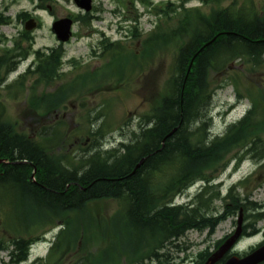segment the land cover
<instances>
[{
  "label": "trees",
  "instance_id": "16d2710c",
  "mask_svg": "<svg viewBox=\"0 0 264 264\" xmlns=\"http://www.w3.org/2000/svg\"><path fill=\"white\" fill-rule=\"evenodd\" d=\"M142 1L146 7L152 6V13L159 20L144 40H140V18L125 20L133 23L132 28H129L132 37L141 41L139 52L122 45L120 41L111 42L106 38L100 44L102 56H108L109 63L89 74L92 80H96L99 72L105 69L110 71L118 61L121 65L125 61V65L131 67L130 72L126 73L127 68L123 65H117L121 71L117 81L129 87L131 75H135L137 70L146 72L151 62L170 50L173 61L168 78L156 103L137 118V123L128 134L124 132V127H129L130 120L120 127V142L115 146L106 149L109 145L103 139L108 131L114 132L116 129L102 124L96 130H89L88 134L94 137L95 142L89 149L83 150L88 152L86 155L77 159L80 166L76 158L72 159L75 163L74 175L68 190L64 181L55 177V173L54 178H47V181H44L45 175H42V179L37 178V170L46 169L39 164L40 161L62 159L54 155L55 147L49 142L54 136L48 134L49 130L59 128L62 123L56 126L43 124L38 134L39 140L32 139L17 131L16 124L6 120L7 105L0 99V224L6 227L3 228L7 233L0 234V251L12 247L13 264L29 258L31 246L41 240L46 232L43 224L52 226L61 219L67 221V227L53 247L51 262L39 260L36 264H58L70 250H81L83 253L74 264H177L176 257L170 252L173 248L177 251L187 249L176 245L175 241L188 231H207L211 236L221 221L237 215L241 207L246 211L249 207L255 210L258 206L249 201L253 188L244 196L237 192L238 186L247 188L257 179L249 177L238 186H233L222 199L216 186H207L197 195L190 209L170 208L167 206L169 201L161 203L159 199L155 203L157 211L153 217L144 213L143 206L147 200L138 185L140 176H151L154 179V192L161 193V178L169 177L170 184L179 183V190L183 191L197 180H214L217 173L226 169L233 160L240 164L246 156L261 162L258 173L264 170V81L246 85L243 76L237 75L231 79L233 83L229 79L218 82L220 76L233 71L239 62L246 65L244 71L264 74V9L257 0H233L225 7L221 5L222 0H200L202 7H188L189 0L179 4L168 1L158 5L148 0ZM11 21L0 20V24H9ZM92 22L82 20L86 28H91ZM20 39L28 46L24 47L20 41H16L14 50L0 55V87L3 77L19 63L18 57H25L30 51L31 35L24 31ZM64 53L62 48L52 49L48 54L38 51L36 65L6 86L7 91L24 90L29 75L37 77L32 84L29 101L30 114L37 116L36 119L41 118V111L49 113L61 108L75 91L77 78L62 84L55 93L39 96L35 91L39 83H51L63 78ZM229 83L234 85L238 99H249L250 108L239 121L229 125L221 136L210 139L208 128L212 124V117L209 120L202 118L197 108L201 112L203 108L209 107L211 112L216 92ZM99 115L90 118L88 114L89 122L92 124L93 119L98 120ZM199 118L201 122L188 129V124ZM94 146L95 150H91ZM93 156L97 157L93 160L94 164L89 165L88 174L82 175V168ZM142 159H145L143 165L133 173ZM48 170L52 169L48 167ZM119 182L135 195L133 205L126 212L119 211L105 224L98 222L94 227L95 222L88 221L89 205L114 197ZM26 192L30 201H35L37 205L27 204L29 200L23 194ZM217 200L225 204L222 213H218L214 206ZM243 200L248 205L242 203ZM37 202L46 204L39 206ZM69 213H74L72 219ZM253 217L258 221L263 214ZM153 218L166 225V232L158 231L152 223ZM167 218L172 221L171 225ZM92 228L98 230L92 234ZM258 231L253 229L244 233L253 235ZM66 233L70 235V240H66ZM88 234L99 235V241H105L106 247L99 255L89 250ZM226 238L218 242L216 249ZM75 243H78L77 247ZM211 254L207 248L199 252L195 264H205ZM235 254L240 256L239 252ZM245 254L247 252L241 255ZM54 259L57 261L54 262ZM224 262L225 259L217 264Z\"/></svg>",
  "mask_w": 264,
  "mask_h": 264
},
{
  "label": "rangeland",
  "instance_id": "374dc122",
  "mask_svg": "<svg viewBox=\"0 0 264 264\" xmlns=\"http://www.w3.org/2000/svg\"><path fill=\"white\" fill-rule=\"evenodd\" d=\"M157 4H162L163 2H175L177 4L181 3L183 0H154ZM233 0H222L221 5L223 7L228 6ZM2 2V0H0ZM103 8L100 13V19L93 21L91 28H86L77 24L74 26V37L68 43L64 44L63 50L65 52L64 57V72H67V75L64 79L73 80L78 74L89 75L90 81L84 77L81 82H85V89L79 88L77 93L65 101L66 108L63 110L65 114L60 113L57 119L51 114L45 119H36V116L30 114L29 101L27 100V89L34 83L36 76L32 77L28 81V88L25 90L10 91L6 90L7 84L13 82L21 73H23L31 64L34 55L31 54L30 58L17 66V68L5 77L4 81L0 87V99L4 101L7 105V111L5 118L9 122L17 125V130L23 131L25 133H30L34 137L36 132L43 124L49 125L58 121V119L66 120L67 124L64 125L66 130L70 128L75 130V135H73V151L70 156L68 153V158L80 159L84 152L81 147H90V143L93 140L87 138V132L89 130H96L99 125H104L110 129H116L114 132L108 134L107 138L113 139V137L119 139L120 137V127L123 126L124 122L129 121V127H124V132L128 134L130 128L135 125L138 121V117L148 112L151 107L156 103L158 95H160L163 84L168 78L169 69L173 61L171 51L167 50L163 52L160 57L156 58L154 62H151V65L148 67L147 71L141 73L137 70L135 75L130 76V85L129 87L116 85L113 82V79L120 76L121 71L119 66L121 63L118 61L117 65H114L113 68H110V71H101L97 75L98 79L92 80V76L89 73H95L102 69L106 64L109 63V57L101 58L100 54L102 52V47L100 40L104 37L110 38L112 41H120L122 45L130 46L133 50L139 52L141 41L133 38L131 33L128 32L129 28H132L133 23L130 21H123L121 16H116L114 14L115 2L114 0H102ZM260 7L264 9V0H257ZM202 2L200 0H189L187 3L188 7H202ZM141 14L140 17V29L141 37L140 40H144L148 37L149 33L154 29L156 23L158 22V17L153 14H150L145 10V8L139 4H136V8ZM35 4L30 0H16L15 3H12L7 10V14L11 17V23L4 24L0 26V52L2 49L9 47L13 48V45L16 41H20L22 36V31L24 30V22L16 20V15L23 10H35ZM42 14V13H41ZM163 20V18H162ZM41 26L36 30L30 32L32 39V49H47L50 47L60 46V43L57 41L54 33L52 32V24L54 20L48 17L47 13H43ZM4 41L3 39H7ZM21 45L24 47L28 46V43L20 41ZM136 52V53H137ZM76 59L77 63H73L72 60ZM122 65L126 67V73L130 72L131 67L125 65V61L122 62ZM121 65V66H122ZM244 63H236L233 71L226 73L223 76H220L218 82H222L225 79H231L237 75L243 76V79L246 85L257 84L264 81L263 73L251 74L246 69ZM106 73V74H105ZM105 74V75H104ZM119 74V75H118ZM146 80V81H145ZM63 81V80H61ZM61 81H57L56 84L46 85L44 83H39L35 86L36 93L40 94L44 91H53L56 85L59 86ZM233 83V82H232ZM232 83H229L224 88L217 91L214 96L212 104V131L214 134L224 132L227 126L240 119L250 108V102L248 100L242 101L239 105H233L236 102V91ZM107 87L108 90L105 92H100L99 88ZM118 88L114 93L113 90ZM12 94H9L11 93ZM18 92V93H17ZM31 92V91H30ZM13 94L15 96H13ZM18 94V95H17ZM17 95V96H16ZM233 105V106H232ZM232 106V107H231ZM236 106V107H235ZM88 114L90 118H95L98 114L99 118L93 119L91 124L88 119ZM64 120V121H65ZM77 133V135H76ZM116 145V143H114ZM66 153V149L63 148L61 153H55V156H60ZM78 161V160H77ZM79 162V161H78ZM75 164V163H74ZM80 164V162H79ZM77 165V164H76ZM228 169L223 171L221 179H223L225 186L222 189V193H226L229 186L233 183L239 182L240 180L249 177L257 170V165L254 164V161L249 160L242 162L240 167L235 170V163L231 164ZM219 171L217 174H219ZM247 176V177H246ZM257 179L253 180L249 187L243 189L245 195L251 188H253V193L250 197L251 201L258 203L260 211L264 212V170L259 173ZM255 177V178H256ZM255 181V182H254ZM262 184L260 187H257L258 184ZM194 189L191 190L192 194H196ZM199 187H197V192ZM239 191V190H238ZM187 197L180 199V202L186 201ZM224 202L216 201L214 206L218 213H222L224 210ZM90 209L88 214L90 218L88 221L94 223L96 227L98 220L105 224V216L107 219L114 216L117 211V206L114 202H98L89 205ZM256 213V211H252ZM251 214L250 212H248ZM70 219L73 218L74 213H69ZM76 217V216H75ZM87 217V216H86ZM88 219V218H87ZM62 220V219H61ZM61 220H57L55 223H59ZM238 215H234L218 225L214 234L209 236L206 231L200 232L197 230L189 231L183 238L177 240V244L187 247L182 251L174 250L170 252V255L176 257V261L181 263V259L188 257L187 264L198 258L199 252L205 250L206 248L209 251H214L216 249V244L223 239L226 235L230 234L237 228ZM246 224L251 226L247 231H252L253 229H264V217L255 221L250 219ZM45 228L43 230H51L50 227L43 224ZM5 226L0 224V234L6 233L4 231ZM48 227V228H47ZM6 228V227H5ZM42 230V231H43ZM97 228L90 229L91 233H95ZM41 232V229L38 230ZM54 231V230H53ZM55 232H48L47 239L53 237ZM7 234V233H6ZM99 235H87L89 250L94 251L99 255L102 253L106 247L105 241H99ZM263 241V234L258 233L253 237L246 236L240 239L238 247L241 252L249 251L251 247L257 246ZM105 243V244H104ZM76 244V243H75ZM78 244V243H77ZM76 244V247H77ZM51 248L50 243H41L35 245L31 249L30 260L38 257L44 256ZM82 251L66 253L60 262L69 263L76 260L79 255H82ZM77 253H79L77 255ZM11 257L7 256L5 252L0 253V264H11ZM191 264V263H189Z\"/></svg>",
  "mask_w": 264,
  "mask_h": 264
},
{
  "label": "flooded vegetation",
  "instance_id": "af4514ba",
  "mask_svg": "<svg viewBox=\"0 0 264 264\" xmlns=\"http://www.w3.org/2000/svg\"><path fill=\"white\" fill-rule=\"evenodd\" d=\"M16 0H2L0 2V20H10L11 17H9L7 14V10L9 9L10 5L12 3H15ZM33 4H35L36 9L35 10H23L19 12L16 15V20H42L43 13H47L48 17L51 18V20H62V19H70L74 21V26L77 24H80L81 20H96L99 19L100 13L103 8V2L102 0H30ZM115 2V10L114 14L116 16H121V19L124 20H130L132 17V14L130 12V7L132 4V0H114ZM87 6H90L91 8L87 10ZM123 8V12L121 13L120 9ZM42 13V14H41ZM39 22V26H40ZM55 133H62L61 131H54ZM56 137H63L61 139H56L54 141L55 146V153H61L63 151V147L66 149L65 155H61V161H53V162H45L46 169L40 168L37 170V173L39 176L37 177L40 179L42 175H45L44 181H47V178H54L55 177L60 178V172H58V169H61L64 172H67L68 174H72L73 172V164L70 160H68V153L69 155H72L73 151V135L71 130H66L64 136L61 134L55 135ZM48 167H50L52 170H48ZM35 170V172H36ZM49 176V177H48ZM152 178V177H151ZM42 179V178H41ZM73 180V174L71 177L67 178V189L71 187ZM150 191L153 195H159L160 199L162 200H168L167 206L170 208L179 207L180 210L190 209L189 206H187V203L183 204V202H180V199H178L179 193V186L180 184H169V178L163 179V191L158 194H154V179H150ZM119 181H122L120 179ZM41 185V184H40ZM42 186V185H41ZM117 192L114 194V197L112 198H105L104 202H114L117 206V212L123 211L126 212V209L133 205L135 195L131 192H128L124 185L119 182L117 185ZM43 187V186H42ZM66 223V222H65ZM63 221H60L58 225L59 229L56 232V234L53 237V244L56 243L59 238L58 235L62 230L66 228V224ZM54 228H57L54 227ZM53 247V246H52ZM52 251L50 249V254ZM41 258H36L33 263H38ZM45 260L49 261L50 258L46 257ZM194 260L191 262L193 264ZM59 264H73V261L71 259V262L67 261L66 263L60 262Z\"/></svg>",
  "mask_w": 264,
  "mask_h": 264
},
{
  "label": "water",
  "instance_id": "95a60500",
  "mask_svg": "<svg viewBox=\"0 0 264 264\" xmlns=\"http://www.w3.org/2000/svg\"><path fill=\"white\" fill-rule=\"evenodd\" d=\"M85 1V0H82ZM91 7L87 6V10H89ZM72 24L73 21L69 19H62L57 20L53 24V32L56 34L57 39L60 42H67L69 41L71 35H72ZM37 27L36 20H28L25 23L26 30H33ZM145 159H142L135 167L133 173L136 172V170L144 163ZM2 161H0L1 163ZM242 233V216L239 220V225L236 233L229 238L215 253H213L207 260L206 264H216L218 261H220L233 247L237 239ZM261 262H264V245L250 253L249 255L245 257H237L232 256L230 257L225 264H259Z\"/></svg>",
  "mask_w": 264,
  "mask_h": 264
},
{
  "label": "bare ground",
  "instance_id": "6f19581e",
  "mask_svg": "<svg viewBox=\"0 0 264 264\" xmlns=\"http://www.w3.org/2000/svg\"><path fill=\"white\" fill-rule=\"evenodd\" d=\"M199 108V107H198ZM197 108V110H198V113L199 114H201L202 115V118H204V119H210L211 118V113H210V108L209 107H205V108H203V110L200 112V110ZM211 109H212V106H211ZM203 119V120H204ZM199 122H201L200 121V118L199 119H196L195 121H193L191 124H188V129H190V127H195ZM192 127V128H193ZM210 130V139H213V138H215L216 136H214V135H212L211 134V130H212V124H211V126L209 125V128H208V131ZM176 131V130H175ZM209 139V140H210ZM96 156H93L92 158H91V160L82 168V172H83V174L82 175H84V174H88V172H89V170H90V166L89 165H93L94 164V161L93 160H96ZM93 161V162H92ZM39 164H41L43 167H46V165H45V161H40L39 162ZM143 165V164H142ZM141 165V166H142ZM141 166L138 168V169H140L141 168ZM136 167V166H135ZM37 169V168H36ZM58 169V172H60V178H58L59 180H63L64 181V183L66 184V182H67V178H69V177H71L72 176V174L74 175V173H70V174H68L67 172H64V171H62L61 169H59V168H57ZM137 169V170H138ZM136 170V171H137ZM74 171V170H73ZM142 171L143 170H141V174H142ZM57 178V177H56ZM139 183H138V185H139V187H140V189H141V191H142V193L144 194V196L146 197V203H145V205L143 206V208H145V212L144 213H146L147 212V214L149 215V216H152V215H154L155 213H156V208L154 207L155 206V203L160 199V196L159 195H153L152 193H151V191H150V183H151V180L150 179H152L151 178V176H140L139 177ZM67 187V186H66ZM66 189V188H65ZM179 193H180V195L179 196H182L184 193H185V190H179ZM24 194V198L26 199V200H29L28 202H27V204L28 205H37L36 203H35V201H30V198L28 197V195L29 194H27V192L26 193H23ZM154 194H158V193H155L154 192ZM178 196V197H179ZM161 201V203L163 202V203H166V202H168V200H160ZM38 203V202H37ZM46 203H44V202H40V203H38V205L39 206H44ZM214 214V211H212V215ZM216 215H218V214H216ZM215 215V216H216ZM153 217V216H152ZM168 219V223H169V225H171V220L169 219V218H167ZM152 223L156 226V228H158V231H161V232H166L165 230V227H166V225L164 224V223H162L161 221H157V220H154V218H153V221H152Z\"/></svg>",
  "mask_w": 264,
  "mask_h": 264
}]
</instances>
